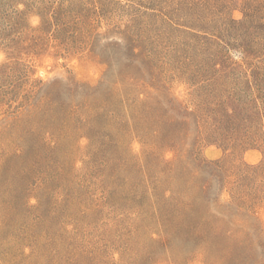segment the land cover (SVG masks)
Masks as SVG:
<instances>
[{
  "label": "rangeland",
  "instance_id": "1",
  "mask_svg": "<svg viewBox=\"0 0 264 264\" xmlns=\"http://www.w3.org/2000/svg\"><path fill=\"white\" fill-rule=\"evenodd\" d=\"M0 264H264V0H0Z\"/></svg>",
  "mask_w": 264,
  "mask_h": 264
}]
</instances>
